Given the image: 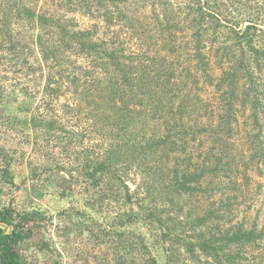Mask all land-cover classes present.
Segmentation results:
<instances>
[{
	"label": "rangeland",
	"instance_id": "374dc122",
	"mask_svg": "<svg viewBox=\"0 0 264 264\" xmlns=\"http://www.w3.org/2000/svg\"><path fill=\"white\" fill-rule=\"evenodd\" d=\"M7 209L19 264H264V0H0Z\"/></svg>",
	"mask_w": 264,
	"mask_h": 264
},
{
	"label": "trees",
	"instance_id": "16d2710c",
	"mask_svg": "<svg viewBox=\"0 0 264 264\" xmlns=\"http://www.w3.org/2000/svg\"><path fill=\"white\" fill-rule=\"evenodd\" d=\"M12 212L7 209L0 212V225L6 228L12 227L7 232L0 227V264H19V255L15 249V245L26 239L28 235L24 233V227H20L22 219L18 223H13Z\"/></svg>",
	"mask_w": 264,
	"mask_h": 264
}]
</instances>
